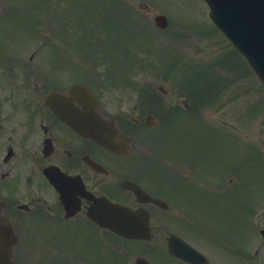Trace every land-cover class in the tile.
Wrapping results in <instances>:
<instances>
[{"label": "flooded vegetation", "instance_id": "obj_1", "mask_svg": "<svg viewBox=\"0 0 264 264\" xmlns=\"http://www.w3.org/2000/svg\"><path fill=\"white\" fill-rule=\"evenodd\" d=\"M119 52H109L112 65L101 74L95 71L104 70L96 64L99 56L89 51L80 56L81 65L66 56L50 71L40 72L26 62L23 51L5 55V46L2 49L0 201L1 214L18 236L13 264H137L138 257L152 263L154 244L164 248L167 234L183 227L177 217L182 207L175 201L184 186L171 184L166 177L169 167L153 159L145 119L156 116L149 111L155 106L138 102L130 87L121 86L113 70L130 74L136 64L133 54ZM73 87L80 90L72 93ZM82 89L95 98L94 110L115 122L113 140L122 152L78 133L47 103L55 92L80 106L77 97ZM141 191L169 207L143 200L146 196L137 193ZM104 198L146 211L152 237L159 235V240L154 244L115 240L112 231L87 214L97 199Z\"/></svg>", "mask_w": 264, "mask_h": 264}, {"label": "rangeland", "instance_id": "obj_2", "mask_svg": "<svg viewBox=\"0 0 264 264\" xmlns=\"http://www.w3.org/2000/svg\"><path fill=\"white\" fill-rule=\"evenodd\" d=\"M1 1V0H0ZM5 1V0H4ZM19 5H22L21 8L28 10V8L32 7L36 0H12ZM51 1V0H50ZM130 6L133 8V11H137L138 15L143 18H146L149 22L153 23V17L157 13H165L169 20L170 28L173 30H177V22L184 23L186 26V30L184 32L183 42L180 43L181 46L190 57L198 61H204V64H210L212 61L215 62L219 59L223 52L227 50L228 43L224 39H219L216 37H205L206 35H219L220 33L215 30L213 24L210 22L207 16V8L203 0H125ZM49 2V1H47ZM57 2V18L61 21L62 18L65 19L64 22L73 23L74 25H79L83 19L89 17V19H93L96 17L94 15L97 14L92 8L98 6L100 11L107 7L106 3H100L96 0H55ZM38 3V2H37ZM45 3V2H44ZM97 3V4H96ZM40 11L39 13H44V7L37 4ZM69 7H74L73 11H69ZM86 7V8H85ZM90 9V10H86ZM95 12V13H94ZM127 13V21L129 24H125L124 27L127 29L122 32L120 31L119 24L122 22L118 20L121 17L113 18L107 21V25L109 28V33L114 34L112 37H121L126 45L122 43V45L126 48H134L135 46H143L146 48L147 44H155L158 47L166 46L164 45L165 40H161L157 42L155 40V36L157 32L149 26H146V23L141 20L142 18L134 19V22H131L130 16L128 15V10H125ZM93 14V15H92ZM171 20L169 19V17ZM21 18V22L25 23L30 20L29 12L25 11L19 14ZM174 21H173V20ZM146 28L149 34H146L148 37H140V33H142V29ZM50 32L47 34L50 36ZM189 33V37L187 38ZM163 35V34H162ZM165 35V33H164ZM177 45V40L174 41ZM151 44V53L154 54L157 49L155 46ZM162 58V57H161ZM163 61V58H162ZM188 68L191 69L192 74L197 69L201 74H203V69L198 68ZM167 69V68H166ZM193 70V71H192ZM206 70V69H204ZM205 72V71H204ZM207 72H219V66L211 68L207 70ZM184 73L183 68L174 69L173 72L169 73L170 75L176 76ZM160 71L155 73V71H150V73H146L148 75L149 80H153L154 82H159L162 84L168 85L172 84L174 77L161 78L157 75H160ZM191 74V75H192ZM172 80V81H171ZM234 83L227 88L224 89V92L221 94L220 105H213L212 108H207L203 111V115L205 119L213 124H221L226 123L233 125L234 128L232 132L235 134H239L243 137L244 141L247 140V143H252L254 145L259 144L261 148H259L264 155V109L260 112L256 117H253V121H250L247 114L249 111H256L258 105H263L264 97H262V93H264V89L259 84L257 77L253 74L248 77H244L240 75L237 78L232 77ZM244 81L250 86L244 83ZM256 96H261L257 101L247 105L251 102L252 99H255ZM260 107V106H259ZM235 130V131H234ZM192 138V134L188 136ZM194 142V138L190 140ZM228 143V153L238 159L239 152V143L235 140H227ZM243 153L249 157L251 161H258L260 159L259 154L250 146L246 145L243 149ZM262 161V160H261ZM261 172L264 170V160L259 165ZM262 169V170H261ZM229 177L232 178L231 189L234 193L238 192L240 188L241 179L243 175L237 173L235 169L231 173L228 174ZM227 179V178H226ZM238 195L234 196L235 202H231L230 204H226L225 202H220L217 204V208L211 209V207L206 203L197 202V205H200L202 210V217H200L203 226L206 228L208 234L212 227L213 217L217 218V223H220L224 226V228L228 227V224L231 223V230L229 232L232 235V243L233 244H248L249 240L255 239L254 232L252 233L249 226L245 224V219L241 215L237 216V209L241 206L243 207L246 214H248V199L249 197L244 195L241 191L238 192ZM240 204V205H239ZM210 223V224H209ZM215 227V225L213 226ZM219 230H222L218 224L217 227ZM224 231V230H222ZM228 231V230H226ZM225 232V231H224ZM187 237L190 238L191 241H194L196 244L202 245L207 249L214 252V247L210 244L209 237H203L202 232H190L185 233ZM250 242V241H249ZM225 257L226 255H222ZM228 256V255H227ZM226 256V257H227ZM213 258H216L212 255ZM241 256L234 257L233 264H243ZM222 260V259H221ZM162 264H169L171 260L159 259ZM218 263H221L219 259L216 260ZM160 263V264H161ZM223 263H226V258H223Z\"/></svg>", "mask_w": 264, "mask_h": 264}, {"label": "water", "instance_id": "obj_3", "mask_svg": "<svg viewBox=\"0 0 264 264\" xmlns=\"http://www.w3.org/2000/svg\"><path fill=\"white\" fill-rule=\"evenodd\" d=\"M206 1L210 7L209 16L243 52L264 81V0ZM156 19L159 25H164L163 16H158ZM75 122L78 123L77 120ZM98 122L96 118H91L83 122V125L91 136L107 143ZM104 223L123 235L138 236L141 233L132 231L121 221L115 222L108 214L105 215ZM172 241L171 249L175 251L174 253L183 254L181 249L175 248V245L181 242L175 238Z\"/></svg>", "mask_w": 264, "mask_h": 264}]
</instances>
